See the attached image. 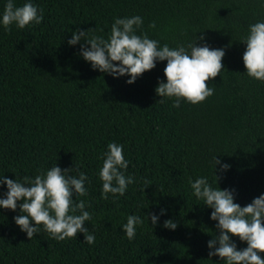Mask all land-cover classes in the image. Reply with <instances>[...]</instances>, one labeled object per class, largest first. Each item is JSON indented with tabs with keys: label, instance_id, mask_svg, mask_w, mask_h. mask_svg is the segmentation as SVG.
<instances>
[{
	"label": "trees",
	"instance_id": "16d2710c",
	"mask_svg": "<svg viewBox=\"0 0 264 264\" xmlns=\"http://www.w3.org/2000/svg\"><path fill=\"white\" fill-rule=\"evenodd\" d=\"M33 2L43 9L39 24L0 26V173L15 178L54 163L62 169L75 164L89 177L87 194L76 199L85 200L92 213L85 226L95 242L86 243L81 232L56 240L43 228L29 239L13 221L19 208H0V264H224L207 255L216 222L209 219L211 209L192 195L188 178L206 175L214 182L216 154L231 165L217 173V184L234 188L235 202L243 206L264 192V81L243 73L245 44L239 41L250 23L264 18V5L260 0ZM132 14L143 17L137 33L161 44L175 46L203 32L210 47H223V68L206 82L213 94L173 107L174 98L159 100L154 91L166 61L126 83V75L114 78L92 69L79 55L82 41L67 43L74 29L107 35L114 17ZM113 140L124 145L130 161L126 175L132 174L134 183L119 199L111 193L104 199L98 157ZM161 208L164 213L152 225L147 214ZM130 213L145 221L132 240L120 229ZM168 218L177 223L174 230L163 227ZM232 238L238 248L246 246Z\"/></svg>",
	"mask_w": 264,
	"mask_h": 264
},
{
	"label": "clouds",
	"instance_id": "9594fccd",
	"mask_svg": "<svg viewBox=\"0 0 264 264\" xmlns=\"http://www.w3.org/2000/svg\"><path fill=\"white\" fill-rule=\"evenodd\" d=\"M260 3L264 5V0ZM42 20L43 9L33 0H23L21 4H17L16 0H5L0 11V26L6 30L13 24L23 28L39 24ZM142 24L143 17L139 14L116 16L107 35L98 34L94 28L74 29L67 43L71 46L82 41L79 55L90 62L92 69L114 78L126 75V83H133L158 61H166L164 79L158 78L154 91L160 96L159 100L174 98L173 107H179L182 100L195 104L212 95L214 87L206 82L221 72L225 49L210 47L203 32L199 36L195 33L192 39L177 42L175 46L161 44L145 32L137 33ZM151 26L155 27V23ZM239 41L245 44L241 56L245 67L243 73L264 81V18L250 23ZM123 148L122 143L109 141L98 157L101 164L97 176L104 199H108L110 193L112 199H119L134 183L133 175H126L130 161L125 157ZM211 167L214 182L206 175L188 178L192 195L211 209L209 219L216 222L214 227L217 231H212L206 241L208 257L217 256L224 264H264L260 254L264 252V192L242 206L234 201V188H221L217 184V173L227 171L231 165L215 154L211 157ZM89 182L88 174L80 171L75 164L62 169L54 163L47 169L38 170L35 175L16 174L15 178L0 173V185L5 188L0 192V208H19V214L13 216V221L29 239L43 228L56 240L76 237L77 232H81L84 241L93 244L95 233L85 226L92 213L85 200L76 199L78 195L87 194L85 185ZM164 211L161 208L158 213L149 212L147 221L150 219L151 224L156 225ZM144 222L142 216L130 213L126 222L120 224V229L132 240L137 226ZM163 227L174 230L177 223L168 218L163 221ZM232 237L246 242V246L238 248L237 241Z\"/></svg>",
	"mask_w": 264,
	"mask_h": 264
}]
</instances>
